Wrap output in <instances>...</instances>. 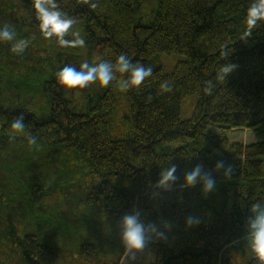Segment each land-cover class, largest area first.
<instances>
[{
  "label": "trees",
  "instance_id": "trees-1",
  "mask_svg": "<svg viewBox=\"0 0 264 264\" xmlns=\"http://www.w3.org/2000/svg\"><path fill=\"white\" fill-rule=\"evenodd\" d=\"M54 2L75 21L63 38L78 32L84 47L45 38L33 0H0V26L15 33L0 39V264H120L121 219L133 214L154 253L147 264H258L247 218L264 203V138L227 136L264 133V20L242 36L258 0H157L138 20L144 0ZM160 52L185 59L164 73ZM120 54L152 76L124 92L130 127L112 136L113 81L68 89L55 73ZM227 63L234 67L217 80ZM193 93L192 114L181 119V100ZM21 116L23 133L14 135ZM173 166L175 179L161 185ZM197 166L215 182L208 192L199 176L184 182Z\"/></svg>",
  "mask_w": 264,
  "mask_h": 264
},
{
  "label": "clouds",
  "instance_id": "clouds-1",
  "mask_svg": "<svg viewBox=\"0 0 264 264\" xmlns=\"http://www.w3.org/2000/svg\"><path fill=\"white\" fill-rule=\"evenodd\" d=\"M95 7V5H91ZM32 7L35 9L37 18L40 21L39 28L45 38H50L53 35L56 36L60 45H70L84 47L85 41L80 38L78 32H73L75 39L68 41L65 40L64 34L72 28L75 23L74 19L68 17L61 12L54 0H33ZM264 20V0H258L253 4L247 12L245 20L246 29L242 36L247 37L251 35L252 29L257 25L258 21ZM14 32L10 27L5 24L0 26V39L11 40L14 36ZM28 41L21 40L13 45L12 50L14 52H22L24 45ZM226 52H221V56H226ZM99 57H95V60H99ZM233 64L227 63L220 66L218 70L217 80L223 81L225 75L229 73ZM115 73H127V79L123 77L117 80V87L120 92H127L129 89H139L146 78L152 76V67H144L140 63L130 62V55L120 54L115 58L114 63L101 60L99 63H89L85 61L80 64V69L77 70L71 66H64L55 73L57 83L61 86L71 89L75 87L84 88L90 84H95L99 88H106L110 82L116 80ZM160 88L162 91H168L166 82L161 83ZM210 88H206L205 91H210ZM22 116L12 121L10 124V130L14 135H20L23 133L25 125L22 122ZM29 144H35L34 137L28 138ZM222 162L216 164V168H220ZM175 167L169 168L165 171L159 181L161 185L167 186L166 182L175 179L173 172ZM231 168L226 169V174H230ZM203 181V191L208 192L214 187V180L207 176H200V167L197 166L192 169L184 177L186 185H192L197 182V177ZM251 215L247 218V230L249 234V246L251 252L256 258L258 264H264V203H253L250 207ZM196 221L193 218L187 220L188 225L194 224ZM121 239L125 245L126 250L131 251L133 249L139 250L143 248L145 243V228L138 222L136 214L126 215L121 219ZM134 256V253H133Z\"/></svg>",
  "mask_w": 264,
  "mask_h": 264
},
{
  "label": "rangeland",
  "instance_id": "rangeland-1",
  "mask_svg": "<svg viewBox=\"0 0 264 264\" xmlns=\"http://www.w3.org/2000/svg\"><path fill=\"white\" fill-rule=\"evenodd\" d=\"M156 5H157V0H144V4L140 8V10L134 12V19L138 20L139 17H146L148 15H151L155 10ZM156 59L159 60L162 71L164 73H170L173 71L175 64L178 61L185 59V56L178 53L160 52L156 54ZM110 63H114V62H110ZM115 75L117 79L113 80L111 84L113 87V94L115 98V107H114V112L112 114V119H110L109 121V132L111 133L112 136L125 135L126 131L130 127V121L127 115V104H126L124 92H120L117 87V80L122 77V74L115 73ZM196 100H197V96L195 93L189 94L181 100L180 113H179L181 119H186L191 116ZM227 136L230 142L236 141L245 144L251 141L263 139L264 133H259L258 131L253 129L236 128L229 130L227 132ZM177 144H179V140H176L171 143L172 146H175ZM153 258H154L153 251L148 249L144 245L143 248L139 250L136 249H133L131 251L125 250L123 257L121 258L120 264H147L150 263L153 260Z\"/></svg>",
  "mask_w": 264,
  "mask_h": 264
}]
</instances>
